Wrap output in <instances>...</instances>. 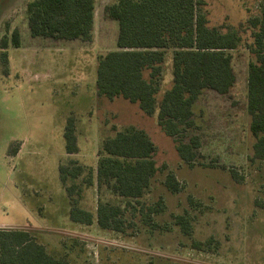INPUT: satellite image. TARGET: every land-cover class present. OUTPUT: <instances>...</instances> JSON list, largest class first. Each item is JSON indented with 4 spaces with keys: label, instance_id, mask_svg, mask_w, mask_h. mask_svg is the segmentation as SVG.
Listing matches in <instances>:
<instances>
[{
    "label": "rangeland",
    "instance_id": "rangeland-1",
    "mask_svg": "<svg viewBox=\"0 0 264 264\" xmlns=\"http://www.w3.org/2000/svg\"><path fill=\"white\" fill-rule=\"evenodd\" d=\"M29 1L0 0V39L15 29L21 34L20 47L5 49L7 64L0 60V229L32 231L68 264H264V160H250L256 138L247 112L249 31L242 34V46L231 51L236 73L231 92L207 89L197 101L202 156L190 166L157 114L147 115L123 98L97 95L98 56L116 49L118 22L105 14L116 0H96L88 43L32 37ZM206 4L210 25L242 29L264 0ZM171 56L167 50L159 99L172 85ZM70 118L78 136L74 155L65 149ZM126 126L148 134L162 169L145 196L129 205L98 188L96 175L102 140ZM60 165L68 169L65 184ZM78 167L82 170L74 178L69 172ZM168 172L179 180V192L164 185ZM99 201L122 207L120 230L98 225ZM72 205L90 211L93 223L74 224L68 215Z\"/></svg>",
    "mask_w": 264,
    "mask_h": 264
},
{
    "label": "trees",
    "instance_id": "trees-1",
    "mask_svg": "<svg viewBox=\"0 0 264 264\" xmlns=\"http://www.w3.org/2000/svg\"><path fill=\"white\" fill-rule=\"evenodd\" d=\"M206 5V0H116L107 5L105 14L116 20L119 28L116 49L98 56L97 95L110 100L123 98L138 104L147 115L157 114L159 126L175 140L181 159L193 166L202 156L195 118L197 101L207 89L222 95L231 92L236 83L231 51L242 46V34L249 31L248 49L253 56L248 62L247 112L249 129L256 138L250 160H264V4L257 16L249 18L245 27L240 26L242 29L210 25ZM95 12L96 0H31L26 5L30 35L61 41L91 42ZM10 45L21 46L18 29L10 38L4 35L0 39L3 64L8 62L5 49ZM167 50L172 51V85L159 99ZM64 139L66 152L77 153L72 118L65 127ZM155 152V144L143 129H115L101 143L96 168L98 188L105 187L125 199L127 205L139 202L162 170L154 159ZM81 170L78 167L69 173L77 178ZM60 172L65 184L67 167L60 165ZM164 185L174 193L182 187L173 172L167 173ZM121 213L120 205L99 201L97 223L103 229L120 230ZM68 215L78 224L90 225L94 219L90 211L76 205ZM183 219L178 217V223L187 232L188 223ZM0 264L68 263L49 253L32 231L11 228L0 229Z\"/></svg>",
    "mask_w": 264,
    "mask_h": 264
},
{
    "label": "crops",
    "instance_id": "crops-1",
    "mask_svg": "<svg viewBox=\"0 0 264 264\" xmlns=\"http://www.w3.org/2000/svg\"><path fill=\"white\" fill-rule=\"evenodd\" d=\"M76 133H77V132H76ZM76 135H77V134H76ZM77 141H78V136H77ZM78 147H79V146H78ZM19 149H20V148H19ZM19 149H18V152L20 151ZM18 152H17V153H18ZM74 154H75V153H74ZM74 154H69V155H74ZM97 157H98V156H97ZM97 162H98V160H97ZM73 223H74V222H73ZM74 224H78V223H74ZM0 227H3V226H0Z\"/></svg>",
    "mask_w": 264,
    "mask_h": 264
}]
</instances>
